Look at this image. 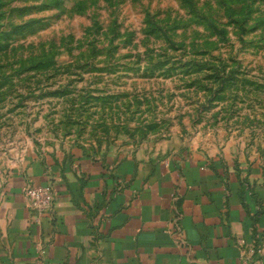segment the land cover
Listing matches in <instances>:
<instances>
[{"label": "rangeland", "instance_id": "obj_1", "mask_svg": "<svg viewBox=\"0 0 264 264\" xmlns=\"http://www.w3.org/2000/svg\"><path fill=\"white\" fill-rule=\"evenodd\" d=\"M56 154L264 165V0H0V184Z\"/></svg>", "mask_w": 264, "mask_h": 264}, {"label": "crops", "instance_id": "obj_2", "mask_svg": "<svg viewBox=\"0 0 264 264\" xmlns=\"http://www.w3.org/2000/svg\"><path fill=\"white\" fill-rule=\"evenodd\" d=\"M29 185L52 189L49 214ZM242 251L264 264L259 163L34 155L0 184V264H242Z\"/></svg>", "mask_w": 264, "mask_h": 264}, {"label": "built area", "instance_id": "obj_3", "mask_svg": "<svg viewBox=\"0 0 264 264\" xmlns=\"http://www.w3.org/2000/svg\"><path fill=\"white\" fill-rule=\"evenodd\" d=\"M25 196L29 200L31 209L37 214H49L52 210L54 195L50 187L38 185H29L25 189ZM245 252L242 251L240 262L242 264H261L259 261L253 262V259L246 258Z\"/></svg>", "mask_w": 264, "mask_h": 264}]
</instances>
